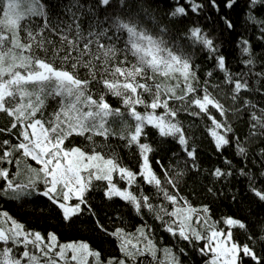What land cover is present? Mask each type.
Instances as JSON below:
<instances>
[{
	"label": "snow or ice",
	"instance_id": "obj_1",
	"mask_svg": "<svg viewBox=\"0 0 264 264\" xmlns=\"http://www.w3.org/2000/svg\"><path fill=\"white\" fill-rule=\"evenodd\" d=\"M207 4L225 32L243 23L264 44V0ZM204 8L201 0H176L167 15L182 23ZM233 11L241 20H233ZM146 17L151 22L145 0H0V114L9 119L0 135L16 141H0V202L55 211L69 229L89 225L101 238L117 240L120 252L108 258L87 242L61 244L55 233L26 230L0 210V264H181L168 248L158 246L146 225L135 234L120 227L109 230L93 202L97 194L112 208L119 207V200L138 215L152 213L166 232L190 246L203 241L197 250L209 258L206 264H264V250L258 247L264 246V221L257 231L255 223L228 217L223 221L227 231L218 228L208 206L201 215L179 195L178 180L185 171L173 175L166 162L169 154L180 159L182 153L187 171L201 172L184 113L206 121L203 130L219 154L233 148L234 155L247 160L248 143L259 141L256 158L264 166V107L257 110L242 95L264 89V54L257 56L253 41L241 35L240 63L247 71L233 72L212 35L200 26L186 29L182 38L223 73L222 83L206 79L200 87L192 56L166 38L168 29L160 22L155 31L146 27ZM206 76L214 79L212 71ZM250 77L261 87L253 89ZM108 97L121 106L114 107ZM49 102L55 105L52 111H47ZM242 112L249 116L247 131L238 135L229 118ZM75 138L84 147L72 146ZM115 141L122 142L119 152ZM173 144L179 152L172 151ZM124 149L135 156V170L123 162ZM160 153L164 163L157 159ZM21 158L37 167L21 168ZM223 163L227 168L216 167L210 175L222 184L244 177L248 191L264 204V169L253 174L245 167L233 169L227 158ZM231 199L237 201L236 195ZM234 228L247 234V243L234 239ZM161 252L167 260L160 259Z\"/></svg>",
	"mask_w": 264,
	"mask_h": 264
},
{
	"label": "trees",
	"instance_id": "obj_2",
	"mask_svg": "<svg viewBox=\"0 0 264 264\" xmlns=\"http://www.w3.org/2000/svg\"><path fill=\"white\" fill-rule=\"evenodd\" d=\"M49 2V0H45ZM52 3L55 0H51ZM205 4L203 12L198 15L189 14L188 17L183 18V22H174L173 18L167 15L172 8V5L176 3V0H145V8L152 14L151 22H148V17L145 18L146 24L150 30L155 31L156 22H160L161 27L166 26L168 29L167 39H174L179 43L187 54H190L194 63L197 65V74L200 77V87H203L204 80H209V83H222L223 73L215 67V61L208 58L205 52L198 48V46L192 45L190 41L183 39L186 35V29L193 26H200L210 35L214 37L217 44L220 47L221 53L226 57V62L233 72L240 71L246 68L240 63L241 55L238 48L237 41L241 35L246 36L253 41V46L256 49L257 56L264 54V44L256 41L253 35V29L248 28L245 30L243 23L237 24L236 29L233 32H225L222 24L219 21V15L208 7L207 0H201ZM180 3H184V0H180ZM233 20H241L238 11L231 13ZM258 64L256 69L259 70ZM212 71L213 78H208L206 73ZM250 84L253 89L260 88V82L256 81L255 77H250ZM225 92L230 90V86L223 85ZM213 94H216L218 90L209 88ZM244 98L251 101L252 104L257 105V110L260 107H264V89L257 92L253 90L251 93L244 94ZM109 102L114 107L121 106L119 100L114 97H108ZM222 102H224L222 98ZM230 101L226 103L229 106ZM55 105L49 102V108L47 111H52ZM142 110V109H138ZM162 111V110H160ZM181 119L185 127H190L193 133L192 139L195 141V147L198 151V164L201 172L196 175L194 172L187 171L184 165L183 154L180 153V159L172 157L170 154L167 159V164L171 165L169 171L175 175L176 171H185V175L178 180L179 195L184 197L189 204L195 208L201 215H203L202 208L208 206L209 215L211 221L217 222V227L227 231L226 225L223 221L228 217L238 218L245 223H255L257 231L261 227V222L264 221V204H261L249 191L247 187V180L239 175L234 178H229L225 183L216 181L211 175V171L216 167L227 168V165L223 163L224 159L232 161L231 167L233 169H239L245 167L250 172L255 174L257 169H264V166L260 164V161L256 158L259 153V141L255 143H248L249 159L234 155V149L228 148L222 154L216 152L212 140L207 133L203 130L206 121H202L198 117H190L187 114L182 113ZM249 119V116L243 112L237 115H230L229 122L237 129V134L247 131L245 121ZM9 125V119L0 114V127H7ZM4 139H11L15 143V138L9 136L7 133L0 135V141ZM247 143V142H246ZM167 146V145H166ZM172 151L179 152V148L176 145H171ZM255 149V151H253ZM119 152L120 150L117 149ZM164 153H160L157 159H163ZM121 158L123 162L130 167V163L126 161L125 155L121 152ZM137 161V160H136ZM175 161V162H174ZM29 165L37 167L34 162L27 158L20 159L21 168H27ZM137 167V166H136ZM135 167V168H136ZM133 168V167H132ZM134 169V168H133ZM135 170V169H134ZM159 173L160 169L156 168ZM123 182H120L122 186ZM212 191L209 192L208 189ZM154 191V190H153ZM232 195H236L237 201L231 199ZM154 200L159 202V198L154 196ZM93 202L100 211L101 223L112 230L120 227L124 228L128 233L135 234L137 229L142 225H146L150 228L152 239L158 244L160 248H168L173 252L180 260L181 264H206L208 257L202 256L197 250L202 246L203 241H198L194 245H188L177 237L170 235L164 230L161 222L157 220L152 213L146 215H138L129 205L120 202L118 208H112L109 205L112 202L104 201L102 197L97 194L93 197ZM0 210H4L10 213L19 222H23L26 230L39 231L42 235L46 233H55L58 237V242L63 244L69 241H83L89 243L93 248L98 249L101 252L102 257H116L120 255L118 249V241L111 237L101 238V234L91 230L89 225H78L75 229L67 228L60 220L59 214L55 211H48L47 209L38 208H20L15 203L0 202ZM171 210V209H170ZM115 212V217L112 214ZM87 218V217H86ZM147 228L145 229L147 231ZM234 239L244 244L248 242L247 234L243 230L233 229ZM258 247L264 250V246L258 245ZM183 249V253L180 252ZM162 261L168 259L162 252L158 254ZM147 264V261H146Z\"/></svg>",
	"mask_w": 264,
	"mask_h": 264
},
{
	"label": "rangeland",
	"instance_id": "obj_3",
	"mask_svg": "<svg viewBox=\"0 0 264 264\" xmlns=\"http://www.w3.org/2000/svg\"><path fill=\"white\" fill-rule=\"evenodd\" d=\"M72 146L84 147V142L81 138H75L72 140ZM114 146H116L117 149L120 150V147H122V142L115 141ZM122 153L125 155V158L127 159L126 161H128L130 163V165L135 169V167L137 166V161H136V158L133 155L132 151L124 149V151Z\"/></svg>",
	"mask_w": 264,
	"mask_h": 264
}]
</instances>
